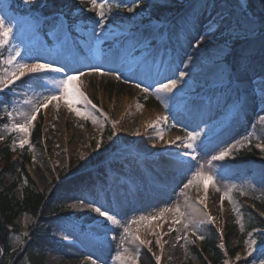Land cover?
<instances>
[{"label":"rangeland","instance_id":"374dc122","mask_svg":"<svg viewBox=\"0 0 264 264\" xmlns=\"http://www.w3.org/2000/svg\"><path fill=\"white\" fill-rule=\"evenodd\" d=\"M39 1L26 5L24 0H18L12 7L11 0H0V17L13 27L9 43L0 48V75L9 67L3 61L15 50L21 51L19 62L39 60L85 72L99 66L103 70L117 69L122 74L119 80L115 76L80 77L77 85L97 106L92 110L96 122L70 111L64 99L59 101V108L53 101L37 114L28 129L30 148L19 147L24 134L12 131L11 124L23 123L25 117L19 113H29L32 104L42 102L55 91L54 81L63 74H26L10 89L0 92V147H7L13 159L21 160L22 154H27V172L36 190L60 205L70 221H61L52 230L54 239L41 250L44 264H92V260L96 264H133L132 260L117 256L124 254L125 248L127 254L135 255L142 247L151 248L154 257L160 256L159 264H200L194 246L204 247V239H197L205 238L204 226L198 224L186 230L183 223H174L177 214L172 210L180 200L193 201L203 213L214 203L212 224L218 230L219 245H224L226 260L232 264L248 256L249 234L256 238L245 228L244 204L264 217V171L255 163L239 164L241 159L234 166L230 163L237 160L238 152L250 150L253 143L264 160V150L257 147L264 145V38L250 27L246 32L238 28L225 4H215L214 0H198L187 15L175 22L168 18L171 13L157 17L151 0H126L124 10H119L118 0H97L96 7L91 0H74L78 1L72 6L75 8L67 6L61 10L69 13L73 33L69 24L64 23L63 28L58 26L46 35L42 31L43 20L34 10ZM179 1L188 4L187 0ZM227 1L237 11H247L248 0ZM100 3L106 5L103 27L98 16L92 22L82 19L87 13L96 14ZM129 7L133 11L129 12ZM111 13H118L121 19L109 24ZM250 39L256 41L250 43L242 58L229 59L235 44ZM180 71L187 75L173 94H161L168 103L165 109L153 89L170 78H178ZM136 84L148 87L149 93L142 92ZM28 100L31 104L25 103ZM78 107L83 110V105ZM8 112L13 113L12 118ZM144 112L148 114L146 119L142 118ZM163 115L168 116L166 123L149 127L157 116ZM113 121L117 122L115 128ZM38 122L42 136L32 141ZM190 131L201 134L196 141V160L179 156L184 149L177 137L186 138ZM174 140L176 143L171 144ZM242 143L244 147H240ZM229 148L232 151L224 160L208 164L212 155ZM5 163L0 152V171ZM201 165L205 173L214 176V182L195 179L185 189L184 184L194 179ZM162 167L166 173L161 172ZM134 173L146 179L141 192L134 185L138 183ZM182 173L186 177L180 184L174 183ZM155 176L162 180L151 179ZM13 184L17 187L12 196L22 201L28 180L21 173L20 164L15 172L0 176L1 190ZM132 186L140 193L137 197H125ZM228 190L234 203L225 199L221 210L220 197ZM202 198L206 208L197 203ZM81 201L116 214L120 224H105L90 209L71 207ZM161 213L169 216V223L162 230L157 227ZM203 213L195 218L206 219ZM149 216L156 221L151 222ZM35 224L36 218L31 214L19 218L18 232L11 236L13 249L24 247ZM125 226L130 231L140 230L144 239L140 238L151 243L137 249L138 242L132 243V236L123 231ZM229 227L235 230L227 242ZM18 236L23 237L22 243L16 241ZM178 236L187 239L177 240ZM157 239L163 245L162 251ZM178 243L180 253L176 255L172 252ZM233 251L236 252L232 255ZM211 255L209 252L207 257ZM135 264H139V259ZM252 264H264V250Z\"/></svg>","mask_w":264,"mask_h":264},{"label":"trees","instance_id":"16d2710c","mask_svg":"<svg viewBox=\"0 0 264 264\" xmlns=\"http://www.w3.org/2000/svg\"><path fill=\"white\" fill-rule=\"evenodd\" d=\"M73 0H40L35 9L44 17H51L45 22L46 32L51 30V26L58 20L57 14L67 6H70ZM154 6L155 15L157 17H165L167 14L174 22L181 16L187 15L190 9L194 7V4L198 0H187L188 4L180 3L179 0H151ZM215 4L224 3L225 9L228 14L233 15L236 19L238 28L242 31L249 27L256 32L257 35H261L264 38V0H248L247 11H237L234 9L227 0H214ZM120 7H124V1H121ZM56 16V17H54ZM93 16L94 13H89L87 17ZM114 20L121 19L117 15H113ZM112 17V18H113ZM110 18V19H112ZM123 18V17H122ZM256 39H250L247 41H241L234 45L231 56L235 58H242L246 49L251 45V42ZM38 123L34 130V140H38L42 136V127ZM112 135L110 134V137ZM264 138V137H263ZM253 143L252 147L248 151L238 152L236 155L237 162L230 163L236 165L241 159L239 164L255 163L258 168L264 171V160L260 157V150L257 149ZM0 152L4 154L6 163L0 171V176L5 177L8 173L15 172L16 165H21V173L27 177L28 186L24 190V198L22 201L16 200L11 192L17 187V184L11 185L9 188L1 190L0 188V264H44L45 258L43 248L47 246L49 240L53 239L51 236L53 228L59 221L65 219V215L62 213L60 205L56 204L53 200L48 198L43 193L36 190L34 181L29 177L26 170V163L29 162L27 154L23 155V159H13L12 153L7 147L1 148ZM264 210V205L261 206ZM245 218L244 225L246 230L256 231L254 237L257 241V246L251 255L245 258L234 261L232 264H252L258 259L261 250H264V218L261 217L255 210L251 209L247 205H244ZM31 214L36 218V224L30 229L29 238L27 239L22 249H13L11 245L12 234L18 232L17 221L23 214ZM204 247L200 250L197 246H194V252L198 255L200 264H224V253L219 246L218 234L216 229L211 225L204 223ZM226 236L227 242L233 230L230 229ZM262 231V232H261ZM209 252L212 253L211 257L207 258ZM236 251L232 252V255ZM139 261L141 264H156L150 253L146 249L142 248L139 254Z\"/></svg>","mask_w":264,"mask_h":264},{"label":"snow or ice","instance_id":"6c2138e0","mask_svg":"<svg viewBox=\"0 0 264 264\" xmlns=\"http://www.w3.org/2000/svg\"><path fill=\"white\" fill-rule=\"evenodd\" d=\"M35 0H24V3L26 5L34 3ZM83 2V0H82ZM91 4L96 7L97 6V0H91ZM105 3H100L98 5V11L97 16L100 17L99 25L103 27L104 25V17H105ZM111 6L109 5V9ZM129 12L133 11L132 8L127 9ZM59 26L61 28L64 27L63 21H60ZM94 35H97V33H93ZM13 35V27L10 26L9 23L6 22V20L2 17H0V48H3L5 45H7L11 39V36ZM21 56L20 50H15L13 55H10L6 60L3 61V64L8 65L9 67L6 68L2 75H0V92H3L5 89H10V86L14 85L16 81L21 80L22 77H24L26 74H35V73H57V74H63L61 78L58 81H54L57 85V89L53 91L50 95H47L43 98L42 102H37L36 104H32L31 111L27 114L25 113H19V115L24 116V122L23 123H12L11 124V130L24 134L20 141H19V147L24 148L25 145H28V147H31V144L29 143V140L27 139L28 135V129L32 126L33 121L36 120L37 114L40 113V111L44 108H47V106L52 103L53 101L56 102V107L59 108V101L61 99H64L67 107L70 111L75 112L77 116H81L85 119L91 118L93 122H96L95 117L92 115V110L96 109V105L92 103L91 100L88 99V97L85 95L83 91L80 90V87L77 85L76 81L85 75H101V76H115L117 80L121 79V73L117 69H111V70H103L99 66H93L91 67L87 72L81 70V69H72L69 70L65 66H57L54 63H48V62H40L39 60H36L35 62H19L17 60L18 57ZM187 75L186 72L180 71L178 78H170L168 79L167 83L161 82L158 84V86H155L153 91L154 94L157 96V99L161 100L164 104L165 109L168 108V103L165 100V98L161 94H173L174 89L177 88L178 84L185 78ZM137 88H141L140 84L135 85ZM141 91L145 94L149 93L150 89L148 87L141 88ZM25 103L31 104V101H25ZM78 105H83V110L78 107ZM137 107H140V105H137ZM7 115L12 118L13 113L8 112ZM168 120L167 115L163 116H157L156 120L153 122V124H150L149 127H155L156 125L166 123ZM116 121L112 122L113 128L116 126ZM6 128L8 125L5 126ZM199 132H193L190 131L187 133L186 138H180L177 137V140H180V147L184 149L182 153L179 154V156L190 158L191 160L197 159V149L198 145L196 141L200 137ZM162 138V136H161ZM171 144H175L176 141H171ZM99 146V145H98ZM245 145L242 143L240 147H244ZM233 148L235 145L232 146ZM257 147H261L262 150H264V145H257ZM232 151V148L226 149L224 151H220L216 155L211 156V160L208 161V164L211 165L213 161H222L224 160L229 153ZM201 170L195 173L193 180H188L187 183L184 184V188L188 189L190 186L193 185L194 180L198 179L200 181H213L215 180L214 176L210 173H205L203 171V165L200 166ZM219 191V189H217ZM230 191H225L220 199H221V210L223 206V201L225 199L229 200V202H233L232 197L230 195ZM186 195V194H185ZM207 195V186L205 185V198ZM187 199V196H186ZM197 203L204 205L206 208L207 205L205 204V199H199ZM73 208L77 207H86L90 209L92 212L96 213L99 218H102L103 222L105 224H110L112 226H116L120 224V220L117 218V215L110 212L107 209H103L101 206L94 204V203H88L84 204L83 201L79 205L73 204L71 205ZM190 207H193L190 205ZM236 211L237 209H233ZM177 214V219L174 221V223H183L184 229H188L189 227H195L198 224H204L207 223H214V217H212L207 212L203 213V216L206 219H199L197 220L195 218V215H187L184 212H181L179 207H176L174 210ZM193 213H195V208L193 207ZM163 215V213H161ZM187 215V218L185 220V217ZM141 220H144L145 217H141ZM240 223V221H237ZM133 223H137V221H133ZM175 229H170V231H173ZM124 233L130 234L129 227L125 226L123 229ZM194 236H196V232L194 231L192 233ZM187 239V236L184 237H177V240L180 239ZM223 238V233L221 232V239ZM18 243L23 242V237H16L15 238ZM197 239L203 240V236H197ZM137 249H139L142 246L149 245L151 241L143 240L138 235H134L132 237V243H137ZM156 243L160 246L161 251L163 250V245L161 244L160 240L157 239ZM194 243V241H193ZM247 247H248V254L251 255L252 252L255 250V246L257 244V241L252 238V235L249 234V239L246 241ZM223 243L220 244V248H223ZM149 251H151V248H149ZM128 249H124V254H120L117 256V259H130L133 261V264H135V261L138 259V251L135 255L127 254ZM127 254V255H126ZM157 264H159V261L161 259L160 256L155 257ZM239 259V257L237 258ZM92 264H96L95 260H92ZM224 264H229L227 260L224 261Z\"/></svg>","mask_w":264,"mask_h":264},{"label":"bare ground","instance_id":"6f19581e","mask_svg":"<svg viewBox=\"0 0 264 264\" xmlns=\"http://www.w3.org/2000/svg\"><path fill=\"white\" fill-rule=\"evenodd\" d=\"M144 115L142 116V118H147L148 117V114L146 113V112H144L143 113ZM145 119H144V121H145ZM121 154H122V152H121ZM123 155V154H122ZM161 172H163V173H166V171H165V168H161ZM136 178H137V180H138V183H135L134 185L135 186H137L138 187V189H140V192L141 191H143L144 189H145V181H146V179L143 177V178H141V176H137V175H135V173L133 174ZM186 177V175L184 174V173H182V174H180V175H178L177 176V179H175V182L174 183H177V184H180L181 183V181L184 179ZM151 179H153V180H157V181H159V180H162V178H160V177H157V176H155V177H152ZM140 187V188H139ZM134 188H136V187H134V186H132V187H129L128 188V191L126 192V195H125V197H127V198H129V197H137L138 195H136V194H139L140 192H138V191H135L134 190ZM170 192V191H169ZM136 203V202H135ZM209 203V202H208ZM190 205L191 206H193L194 208H195V213H193V207H190ZM140 206H143V204L142 205H140ZM146 205H144L143 206V208H147V207H145ZM178 207L180 208V210L181 211H183L184 213H186L187 215H195V217H197V216H200V215H202V213H203V210H201L200 208H199V206L196 204V203H194L193 201L192 202H188V201H184V200H180V202L178 203ZM137 209H139L138 207H137ZM136 209V210H137ZM214 210H215V204L213 203L212 204V206L208 209V210H205V212H207L208 214H210V215H212L213 214V212H214ZM125 215H126V213H125ZM126 217V216H125ZM162 218L161 219H157V223H158V225H157V227H159L160 229L162 228V226L163 225H165V227H166V224L167 223H169L168 222V219H169V216L168 215H162L161 216ZM127 218V217H126ZM149 218H150V221L152 222L153 221V223L156 221V219L154 218V217H151V216H149ZM149 227H150V225H149ZM149 227H148V230H149ZM162 230V229H161ZM140 230H133V229H131V231H130V236H134V235H138L139 237H141V238H143V236L140 234V232H139ZM99 233V235L101 234V232H98ZM162 233H163V231H162ZM141 235V236H140ZM144 239V238H143ZM179 243L178 244H175V246H174V250H173V252L172 253H174V254H176V255H179V251H180V249H179ZM200 250H202V248H200V247H198ZM105 249L107 250L108 248L107 247H105ZM109 251V249L106 251V252H108ZM72 252L73 253H75V254H77L79 251L78 250H72ZM105 252V253H106Z\"/></svg>","mask_w":264,"mask_h":264}]
</instances>
